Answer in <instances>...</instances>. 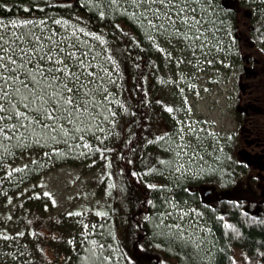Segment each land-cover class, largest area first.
I'll use <instances>...</instances> for the list:
<instances>
[{
  "label": "trees",
  "instance_id": "1",
  "mask_svg": "<svg viewBox=\"0 0 264 264\" xmlns=\"http://www.w3.org/2000/svg\"><path fill=\"white\" fill-rule=\"evenodd\" d=\"M216 1L212 10H220ZM128 2L0 0V24L6 26L0 31L9 36L33 31L39 35L51 29L59 36L71 37L76 32L77 39L85 41L97 56V66L107 69L98 83L103 92L110 93L109 101L97 93L95 120L78 125L88 131H72L71 125H64L70 129L67 138L53 141L39 133L24 137L17 134L0 145V197L10 190L16 194L45 171L93 161L105 171L102 191L108 203L98 225L82 236H74L75 247L62 232L55 230L61 236L52 233L49 224L55 218L32 212L26 223L34 229L36 242L28 236L21 242L1 240L0 264H230L236 263L237 257L264 264V205L252 208L257 215H247L237 200L210 202L211 196H203L202 182L197 185L185 178H173L169 170H163L166 162L162 157L171 155L166 127L172 128L173 111L168 109L174 106L169 107L168 100L174 98L163 75L165 63L149 39L154 42L156 33L148 29L143 16L124 9ZM225 12L215 13L214 30L233 28L236 15ZM29 153H34L33 161L7 173ZM226 157L217 160L214 170ZM236 164H232V172ZM174 200L201 215L195 218L208 234L203 238L208 240L204 246L201 240L200 245L196 241L198 247L189 239L181 241V229L172 227L170 234L159 225L160 212ZM92 241L96 251L93 257Z\"/></svg>",
  "mask_w": 264,
  "mask_h": 264
},
{
  "label": "rangeland",
  "instance_id": "2",
  "mask_svg": "<svg viewBox=\"0 0 264 264\" xmlns=\"http://www.w3.org/2000/svg\"><path fill=\"white\" fill-rule=\"evenodd\" d=\"M128 1L124 9H128L134 16L136 12L143 16L141 19L148 24V29L156 33L154 42L152 38L149 39L157 46L159 57L165 63L163 75L166 76L174 98L172 102L168 100L169 107L174 106L170 118L173 120L172 128L166 127L168 152L171 155L170 158L162 157L166 162L163 170H169V175L173 178H185L187 182L194 183L202 181L211 188L216 186L214 177L231 183V179L227 181L222 175L233 174L232 155H235L238 136L235 113L240 116L235 107L239 91L237 81L243 66L241 49L237 47L232 32L214 30L217 17L212 6L216 0L211 3L209 0H199L192 5L198 9L196 18L201 21L197 26L198 39L192 32L188 33L191 39H182L172 35L175 31L172 28H168L167 32L152 28L148 19L151 18V13L145 14L146 6H138L132 3V0ZM240 1L246 3V0ZM216 3L219 5V2ZM152 23L158 21L153 20ZM226 29L224 27V30ZM242 30L245 32V29ZM259 53L264 58V51ZM251 71L253 73H249V76L256 72ZM160 75L159 72L158 78ZM100 92L98 95L102 94L109 101L110 93L104 91L105 94L103 89ZM97 96L95 100L98 99ZM248 112L254 114L251 110ZM254 115L255 120L264 122L263 109ZM249 127L251 126L246 128ZM222 156L228 157L219 169L214 170L217 168V160ZM34 158V153L23 156L7 173L33 161ZM212 170L214 171L211 173ZM104 183L105 171H101L97 162L91 161L78 166L61 165L43 172L34 181L26 183L16 194L10 190L5 197H0V241L8 239L10 243L13 238V242H21L28 236L36 242L34 229L26 223V219L31 220L29 215L38 211L47 219L55 218L49 224L52 233L62 232L67 236L69 245L73 244L75 247L74 236L89 232L100 223L104 215L108 205L102 191ZM195 217H198L196 209L185 207L174 200L160 212L159 225L164 226L165 231L169 233L172 227L181 229V241V238L189 239V242H195L192 243L194 245L203 242L201 245L204 246L207 239L203 238L208 234L204 231L203 224L196 221ZM90 243L93 257L96 253L93 251L95 243ZM195 246L196 249L198 246ZM104 261H107V257Z\"/></svg>",
  "mask_w": 264,
  "mask_h": 264
},
{
  "label": "snow or ice",
  "instance_id": "3",
  "mask_svg": "<svg viewBox=\"0 0 264 264\" xmlns=\"http://www.w3.org/2000/svg\"><path fill=\"white\" fill-rule=\"evenodd\" d=\"M198 2L132 0L146 6L145 14L151 13L152 28L165 32L172 28V35L182 39H191L189 32L199 38L197 26L201 21L196 18L198 9L192 7ZM153 20L158 23L153 24ZM4 28L0 24V29ZM96 61L97 56L85 41L77 39L76 32L69 37L51 29L39 35L33 31L9 36L0 31V145L17 134L24 137L39 133L53 141L67 138L70 129L64 125H71L72 131L90 130L78 125L96 118L94 112L99 105L95 96L101 91L98 81L103 79L102 73H107Z\"/></svg>",
  "mask_w": 264,
  "mask_h": 264
},
{
  "label": "flooded vegetation",
  "instance_id": "4",
  "mask_svg": "<svg viewBox=\"0 0 264 264\" xmlns=\"http://www.w3.org/2000/svg\"><path fill=\"white\" fill-rule=\"evenodd\" d=\"M217 2L221 11L224 9L225 13L236 15L234 22L231 23L233 28L229 30L237 42V47L241 49L243 67L237 81L239 91L235 104L240 116L235 113L238 136L235 155H232L234 163L237 164L233 174L222 175L223 178L228 179L227 181L231 179V183L214 177L216 186L211 188L205 183L201 184L200 188L205 191L203 195L205 198L211 196L210 202L213 199L228 203L237 200L244 213L257 215V210L252 208L259 209L264 205V122L255 120L254 115L262 109L264 111L262 108L264 107V58L259 53L261 50L264 51V0H246L245 4L240 0H217ZM220 10L216 8L214 13ZM242 29H245V32ZM251 70L257 73L249 76V73H253ZM249 110L254 114H249ZM248 124L251 127L246 128ZM243 259L249 264L253 263L251 258L239 257L236 263L231 261L230 264H244Z\"/></svg>",
  "mask_w": 264,
  "mask_h": 264
},
{
  "label": "bare ground",
  "instance_id": "5",
  "mask_svg": "<svg viewBox=\"0 0 264 264\" xmlns=\"http://www.w3.org/2000/svg\"><path fill=\"white\" fill-rule=\"evenodd\" d=\"M214 55V54H213ZM0 192H2V191H0ZM2 194V193H1ZM92 238V237H91ZM105 247V246H104ZM236 259H238V257L236 258ZM236 259H234V260H236ZM255 261V260H254ZM252 263V262H251ZM253 264V263H252ZM260 264V263H259ZM262 264V263H261Z\"/></svg>",
  "mask_w": 264,
  "mask_h": 264
}]
</instances>
